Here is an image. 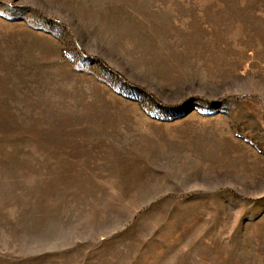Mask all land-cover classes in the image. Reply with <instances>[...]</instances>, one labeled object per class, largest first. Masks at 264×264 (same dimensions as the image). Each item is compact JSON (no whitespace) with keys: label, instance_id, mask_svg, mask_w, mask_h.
<instances>
[{"label":"rangeland","instance_id":"374dc122","mask_svg":"<svg viewBox=\"0 0 264 264\" xmlns=\"http://www.w3.org/2000/svg\"><path fill=\"white\" fill-rule=\"evenodd\" d=\"M0 264H264V0H0Z\"/></svg>","mask_w":264,"mask_h":264}]
</instances>
